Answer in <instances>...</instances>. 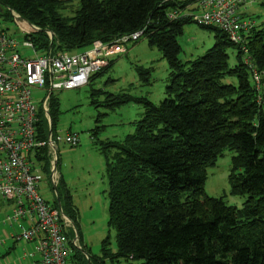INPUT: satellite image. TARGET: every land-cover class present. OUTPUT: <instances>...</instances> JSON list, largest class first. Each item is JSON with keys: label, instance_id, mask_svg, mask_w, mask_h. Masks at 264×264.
I'll list each match as a JSON object with an SVG mask.
<instances>
[{"label": "trees", "instance_id": "1", "mask_svg": "<svg viewBox=\"0 0 264 264\" xmlns=\"http://www.w3.org/2000/svg\"><path fill=\"white\" fill-rule=\"evenodd\" d=\"M192 1L79 0L74 15L65 16L71 0H0L2 14L9 15L5 8L14 9L41 28L26 37L41 52L84 51L97 40L111 42L144 30L150 46L169 63L166 97L159 104L137 98L145 110L135 132L123 141L100 144L107 160L109 227L116 231L118 249L113 251L106 238L102 255H89L91 264H264V86L257 89L242 50L246 46L264 82V28L255 22L244 42L236 44L224 31L203 26L215 31V45L184 62L178 38L194 21L172 19L170 12ZM46 30L54 33V40ZM231 50L236 55L233 66ZM112 64L113 59L90 82ZM139 73L148 81V71L140 68ZM96 91L93 104L99 106ZM132 99L120 93L106 106L114 109ZM60 114L53 93L54 132ZM49 131L43 118L41 138ZM226 149L235 152L229 181L232 194L247 197L242 207L205 190L208 169ZM41 153L38 159L47 174V149ZM57 190L56 204L77 223L79 211L62 179ZM81 256L72 259L84 264Z\"/></svg>", "mask_w": 264, "mask_h": 264}, {"label": "built area", "instance_id": "2", "mask_svg": "<svg viewBox=\"0 0 264 264\" xmlns=\"http://www.w3.org/2000/svg\"><path fill=\"white\" fill-rule=\"evenodd\" d=\"M245 10V0H193L184 8L173 9L170 17H191L199 25L216 27L233 43L242 44L255 26ZM22 23L27 21L21 20ZM25 31L28 35L41 28L31 25ZM46 33L54 40L52 31ZM142 36L144 30H139L111 42L97 40L84 51L53 53L52 49L39 51L31 39L20 43L0 27V214L7 212L1 222L13 229L11 239L34 244L35 251L30 255L38 254L42 264H77L72 258L78 252L84 253L79 234L74 235V223L63 207L51 204L40 193V184L47 179L38 159L43 155L42 149H47L51 185L58 195V142L73 146L80 142L77 133L69 132L63 138L52 130L51 96L54 91L89 84L93 74L126 51V44L137 42ZM22 48L32 49L35 56L27 57ZM242 50L253 82L261 91L262 73L248 56L246 46ZM40 92L45 93L43 97H39ZM43 118L50 126L46 139L39 134ZM85 257L91 264L89 256Z\"/></svg>", "mask_w": 264, "mask_h": 264}, {"label": "rangeland", "instance_id": "3", "mask_svg": "<svg viewBox=\"0 0 264 264\" xmlns=\"http://www.w3.org/2000/svg\"><path fill=\"white\" fill-rule=\"evenodd\" d=\"M248 17L252 18L258 29L264 28V0H245ZM79 7V0H71L69 7L63 11L65 16H72ZM9 15L0 12V27L14 36L20 43L26 40L30 23L14 9L5 8ZM182 51L180 58L184 62L195 60L204 55L216 43V33L196 22L187 23L184 32L178 38ZM126 51L113 58L108 70L95 75L93 80L80 88L54 91L60 101V118L57 132L65 138L67 133H77L80 139L73 146L65 141L58 142V172L66 188L73 197L79 211L77 223L74 224L75 237L79 234L84 253L77 255L84 258L102 255L103 242L110 238L111 248L117 251L116 231L109 227V181L107 177V160L100 149L102 141H123L127 135L135 132V124L144 113V105L137 98H148L159 104L166 97V88L170 81V66L163 52L151 47L146 36L137 42L125 45ZM22 53L29 58L35 56L30 48H22ZM80 52V51H77ZM230 64L236 63L235 51L231 50ZM149 72L145 81L139 69ZM229 81H233L229 79ZM96 91L99 106L93 104L92 91ZM108 93L120 95L126 93L133 99L114 109L108 108L111 98ZM40 92L39 97L44 96ZM111 102V101H110ZM109 102V103H110ZM112 152V151H111ZM113 153V152H112ZM235 152L226 149L215 166L208 169L205 190L212 197H225L227 202L242 207L247 197L231 193L229 181L232 158ZM44 171V162L40 163ZM50 167L46 178L40 184L41 195L51 204L58 199L51 185ZM61 181V180H60ZM60 181L59 184L60 185ZM3 216L0 215V221ZM13 229L0 223V264H28L30 258L25 252L32 251L34 244L10 239Z\"/></svg>", "mask_w": 264, "mask_h": 264}, {"label": "crops", "instance_id": "4", "mask_svg": "<svg viewBox=\"0 0 264 264\" xmlns=\"http://www.w3.org/2000/svg\"><path fill=\"white\" fill-rule=\"evenodd\" d=\"M181 1H186V0H181ZM245 11H247V10H245ZM246 14H248L247 12H246ZM7 213V212H6ZM5 212H2L0 215L1 216H4V214H6ZM0 223H2L1 221H0ZM4 225V224H3ZM11 239V238H10ZM27 243H29V242H27ZM32 244V243H31ZM34 251H35V247H33V249H32V251H26L24 254H28V258H30V261L28 262V264H42L41 263V260H40V257L38 256V254H35V255H30L31 253H34ZM24 258H26L25 256H24Z\"/></svg>", "mask_w": 264, "mask_h": 264}, {"label": "water", "instance_id": "5", "mask_svg": "<svg viewBox=\"0 0 264 264\" xmlns=\"http://www.w3.org/2000/svg\"><path fill=\"white\" fill-rule=\"evenodd\" d=\"M3 11V6L0 4V12Z\"/></svg>", "mask_w": 264, "mask_h": 264}]
</instances>
